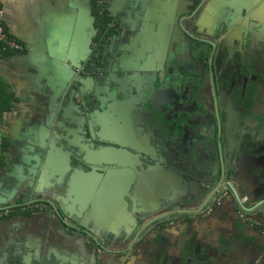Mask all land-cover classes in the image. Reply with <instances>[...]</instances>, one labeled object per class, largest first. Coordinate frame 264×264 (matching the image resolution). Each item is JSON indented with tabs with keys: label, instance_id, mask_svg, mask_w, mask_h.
I'll return each instance as SVG.
<instances>
[{
	"label": "crops",
	"instance_id": "obj_1",
	"mask_svg": "<svg viewBox=\"0 0 264 264\" xmlns=\"http://www.w3.org/2000/svg\"><path fill=\"white\" fill-rule=\"evenodd\" d=\"M107 2L121 23L108 41L109 52L132 51L124 58L130 74H143L145 68L155 71L152 56L156 47L163 46L165 55L172 53L175 31L207 38V33L219 29L264 33V0ZM92 4V0H0L5 29L23 46L19 51L5 49L0 55V87L6 89L10 100L7 110L0 104V156L3 142L9 143L0 169V209L46 201L37 191L19 188L33 178L30 171L38 167L40 152L53 145L55 162L61 165L68 159L63 152L69 146L64 138L70 145L81 146V69L92 46L95 49L101 44L96 40L99 33L94 27ZM196 182L184 180L181 188L174 189L179 198L186 194L175 208L197 207ZM53 185V177L41 183L42 188ZM73 206L76 211L78 206ZM43 210L21 209L0 220V264H9L14 256L22 264H38L40 260L50 264H150L158 251L164 264H264V216L257 214L258 209L255 214L243 210L245 216L240 218L233 201L212 214L208 209L201 219L192 213L174 216L156 239L164 244L160 249L144 242L143 251L133 246L127 256L109 253L107 257L93 250L91 241L80 240ZM90 212L87 204L81 207L83 223H108L121 235L122 228L135 226L134 218L124 211L107 217ZM130 241L123 248L129 247ZM107 243L109 249L115 248V242Z\"/></svg>",
	"mask_w": 264,
	"mask_h": 264
},
{
	"label": "flooded vegetation",
	"instance_id": "obj_2",
	"mask_svg": "<svg viewBox=\"0 0 264 264\" xmlns=\"http://www.w3.org/2000/svg\"><path fill=\"white\" fill-rule=\"evenodd\" d=\"M108 8L110 11V7ZM109 13L115 18L109 25V29L114 31L112 35H115L121 23L111 11ZM93 17L94 27L99 30L97 19ZM207 35L208 38L200 33L183 35L175 31L172 35V45L175 46L172 53L167 55L163 46H157L158 50L152 56V59H156L153 68L155 71L145 68L146 72L143 74L128 73L134 78L139 77L144 82H149L145 83L148 87L142 93L130 90V80L127 81L126 75L121 73L117 77L115 75L116 79L113 75L108 77L107 85L102 83L103 77L111 75L114 67L129 68L124 58L132 53L130 50L118 51L116 54L109 52L108 41L111 36L103 38V41L107 38V43L100 41L102 44L96 45L95 49L92 46L91 56L81 69V162H85L82 159L93 161L94 151L105 150V147L110 146V150H117L112 144L122 143L124 147L120 148V153L112 151L113 164L118 163L117 158H123L127 165L123 174L142 186L147 182L145 176L156 165L154 162L151 164L153 159L162 161L165 158L167 163L183 172H189L186 161L176 160L173 156L188 152L192 141L200 139L209 143L215 136H222L221 152L215 147L210 152L208 161L202 160L197 164L196 183L199 184L194 193L199 195L195 199L198 203L195 209L175 208L180 207V204L174 202L169 209L164 205L161 209L159 203L145 205L141 202L143 204L136 209L137 212L161 209L158 216H162L181 210L189 212L185 215H191L192 212L201 219L208 209H211L212 214L233 201L238 216L244 218L245 210H252L258 202L264 200L259 182L260 176H264V168L261 169V166L264 167V33L253 30L239 34L219 29ZM88 94L95 95L105 106L102 110L97 107L90 112L92 125L89 129L86 112L82 107V98L87 100ZM89 130L96 138L113 143H93ZM181 131L186 136L183 137ZM162 137L166 138V144L173 146V149L160 148L159 138ZM69 168L71 167L67 169ZM118 168L119 165L110 166L111 170ZM83 170L89 171L81 163V172ZM211 170L216 177L209 175ZM171 174L175 175L174 182L181 188L184 180L176 172ZM174 189L177 190L174 187L170 195L174 201L186 198V194L180 195V198L176 196ZM47 199L42 202L32 201L21 207L0 209L3 213L0 220L21 209L32 212L44 209L45 214L61 222ZM254 201L256 202L253 203ZM66 208L69 216L74 213L73 218L83 223L78 209L70 211ZM127 209V214H131L136 226L138 213L130 206ZM252 213L255 214V210ZM177 215L181 214L167 217V224ZM110 227L108 233L103 235L107 249L101 248L81 231L68 228L80 240L82 237L91 241L92 249L102 251L101 254L107 257L109 253L118 255L121 250L117 246L118 233ZM134 227L131 226L130 230ZM99 236L101 235H96V238ZM114 242V249L105 245H112Z\"/></svg>",
	"mask_w": 264,
	"mask_h": 264
},
{
	"label": "water",
	"instance_id": "obj_3",
	"mask_svg": "<svg viewBox=\"0 0 264 264\" xmlns=\"http://www.w3.org/2000/svg\"><path fill=\"white\" fill-rule=\"evenodd\" d=\"M112 68V67H111ZM123 73L125 78H128L130 90L133 89L137 93H142L143 89H146L148 86L145 83H149L148 81H143L142 79L134 78L130 74V71L127 67L121 68H113L111 75L103 77V84H108V77L116 75L119 76V72ZM129 73V74H128ZM115 77V79H116ZM153 84V83H152ZM81 94V93H80ZM82 107L85 110V116L88 119L87 127H91L92 117L90 112L94 108H105L104 104L100 102L99 99L95 97L93 94L87 95V100L82 98ZM182 136H186L181 131ZM89 135L93 143L97 142L98 144H109L113 142L105 141L102 138H96L95 135L92 134V131L89 130ZM221 134L215 136L213 140L209 143L203 142L198 139V141H192L190 144V149L188 152H183L181 155H175L173 157L178 159H183L186 161L187 167L190 169L189 172H183L175 165H171L167 163V159H163L159 161L158 159H153L151 161L156 164L152 167L147 173V182L141 186V184H137L130 180V177L127 174H123L124 170H126V162L123 158H117L118 163L113 164V154L120 153L121 149L124 147L122 143L112 144L116 146L117 150H110V147H105V150H98L92 153V157H94L93 161H87L86 159H82L85 162H81V146L80 145H70L68 139L64 138V141H68L67 150H63L64 153H67L68 159L65 163L58 164L55 162L57 153L55 147L53 145L48 148H44L42 152H40V160H36L39 165L30 171L32 179H28L27 183L19 186V188H29L30 190L37 191L41 197L48 198V202L51 204L52 209L55 211L57 217L61 222L65 224L66 227H70L74 230L81 231L82 233L89 236L96 244H98L101 248L107 249L104 246L105 236L104 234L108 233V230L111 227L108 223L97 224L96 221L92 223H82L77 218H73L74 206H78V210L81 212V206L84 204H88V208L92 209L90 214L93 216L107 217L112 214L121 215L124 211L128 213L127 207L130 206L133 208L134 212H137L136 209L141 207L144 201L151 203H159L161 205V209L170 208L175 203L180 201H174L172 199L171 190L174 187H178L177 182H174V176L171 174L172 172H176L179 178L183 180L192 181L198 180V175L196 170L198 169L197 164L202 161H208L210 159V152L215 150V147L218 148V152H221ZM160 148H164L165 150L173 149V146H169L166 143L168 142L166 138H159ZM172 143V142H171ZM67 151V152H66ZM7 151L5 152L6 157ZM116 155V154H115ZM117 157V156H116ZM81 163L83 166L89 169V171L83 170L81 172ZM119 165V168L116 170H111L110 166ZM68 167L69 170L67 169ZM264 168L261 166V169ZM171 171V173L169 172ZM122 172V173H121ZM120 173L122 175H120ZM82 174V177H81ZM210 176L216 177L215 173L212 170L209 173ZM54 178V185L48 188H42L41 183H43L48 178ZM260 187L264 192V176H260L259 178ZM179 180V179H178ZM173 188H171V187ZM140 194V197H138ZM264 199V194L262 195ZM73 202L71 205L69 202ZM143 202V203H141ZM174 202V204L172 203ZM124 204V206L122 205ZM66 209H73L71 212L73 214L69 216L66 212ZM73 206V207H71ZM123 206V207H121ZM76 208V207H75ZM122 208H125L124 210ZM160 209V210H161ZM260 214L264 216V200L258 202L256 206L250 210L252 213L253 210H257ZM160 210H151V211H141L137 212V224L132 230L123 229V234H116V240L118 241L117 245L121 250L119 252L120 255L127 256L132 252L133 246H135L136 250L140 249L143 251L144 242H148L151 245L159 246L157 249L163 247L164 244H158L156 239L159 235H163V230L166 228L167 222L166 218L170 217L173 214H187V211H172L168 214L158 216V212ZM192 213V212H191ZM77 215V214H76ZM77 217V216H76ZM84 222V221H83ZM105 222V221H103ZM115 230V228L113 227ZM96 235H101L99 238H96ZM125 235V236H123ZM125 239V242H123ZM130 245L129 248H123L124 244L129 240ZM123 242V243H122ZM131 246V247H130ZM148 246V245H147ZM150 249V246H148ZM188 251V248L186 249ZM189 252L185 253L188 255ZM185 259L183 258V261ZM24 262V261H23ZM165 262L162 259V254L158 251L156 255L155 261H151L150 264H164ZM9 264H22L18 256H14ZM38 264H50L47 260H40Z\"/></svg>",
	"mask_w": 264,
	"mask_h": 264
},
{
	"label": "trees",
	"instance_id": "obj_4",
	"mask_svg": "<svg viewBox=\"0 0 264 264\" xmlns=\"http://www.w3.org/2000/svg\"><path fill=\"white\" fill-rule=\"evenodd\" d=\"M108 0H92L93 5V16L97 19V27H98V33L97 34V42L107 43V38L105 41H103L104 37H110L112 34H114V31L112 29H109V25H111L115 18L109 13L108 8ZM101 43V44H102ZM0 55L1 52H0ZM0 104L1 108L3 110L9 109L10 106V100L8 97V94L6 93V89L3 87H0ZM9 149V143L7 141H4L2 144V154L0 156V169L5 164V152Z\"/></svg>",
	"mask_w": 264,
	"mask_h": 264
},
{
	"label": "built area",
	"instance_id": "obj_5",
	"mask_svg": "<svg viewBox=\"0 0 264 264\" xmlns=\"http://www.w3.org/2000/svg\"><path fill=\"white\" fill-rule=\"evenodd\" d=\"M5 49L12 50H23V46L12 37L9 33H7L4 24V12L3 9L0 8V52H4ZM3 213L0 212V217H2Z\"/></svg>",
	"mask_w": 264,
	"mask_h": 264
}]
</instances>
